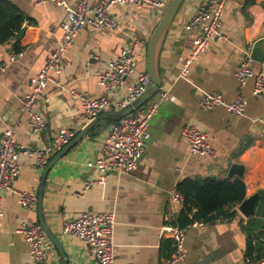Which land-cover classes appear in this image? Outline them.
Instances as JSON below:
<instances>
[{"label": "crops", "instance_id": "crops-1", "mask_svg": "<svg viewBox=\"0 0 264 264\" xmlns=\"http://www.w3.org/2000/svg\"><path fill=\"white\" fill-rule=\"evenodd\" d=\"M88 1L95 4L98 0ZM206 1L186 0L165 38L159 66L161 88L169 90V98L150 120L151 138L138 167L128 174L114 172L103 183L84 188V179L97 175V170L86 163L101 155L105 135L116 121L103 118L50 169L44 186L43 216L61 239L69 264H98L80 238L63 231L67 220L86 211L116 213V264H165L175 247L162 227L177 224L182 209L170 201L175 185L196 177L239 178L246 183V197L264 189V99L253 94L255 77L248 78L241 89L236 77L246 53L257 39L264 37V0H230L222 27L229 40H212L189 71L183 73L196 36V29L190 28L189 23ZM162 10L149 5H117L112 13L119 23L118 29H82L65 52L61 70L51 71L54 79L40 95L36 111L44 116L48 127L32 133L28 117L20 109L19 97L29 91L28 84L59 44L65 11L51 0L40 5L35 0H0V28L20 23L16 36L0 41V65L8 60L11 51L26 50L23 57L0 71V135L21 120L15 133L23 146H45L62 127H73L76 136L95 118L83 115L68 89L75 88L91 97L104 94L99 73L106 70L111 57L134 40L139 41L138 70L145 69L148 40ZM260 66L258 61L253 64L255 71ZM135 80L136 76L131 75L126 84ZM210 92L221 93L227 101L242 92L247 98L244 113L232 115L225 105L203 108L200 100ZM126 93V87L110 93L111 106L101 114L117 110L115 100ZM158 98L159 92L150 102ZM188 125L208 132L216 151L214 159L191 154L183 134ZM18 161L22 169L14 188L38 195L44 167L35 166L33 157L24 154ZM234 163L243 166L242 176L228 175ZM239 206L234 217H218L201 227H186V257L175 264H244L248 254H258L259 248L264 253L261 222L249 223L252 217L259 218L258 207L251 216H245ZM2 210L0 264H35L29 259L28 242L17 229L22 221L39 222L37 202L34 208H25L13 191H7ZM250 230H257L258 236H249ZM45 264H63L56 248Z\"/></svg>", "mask_w": 264, "mask_h": 264}, {"label": "built area", "instance_id": "built-area-1", "mask_svg": "<svg viewBox=\"0 0 264 264\" xmlns=\"http://www.w3.org/2000/svg\"><path fill=\"white\" fill-rule=\"evenodd\" d=\"M47 0H35L36 5ZM59 4L65 11L60 23L61 36L57 47L53 50L47 63L38 71L36 77L28 84L29 91L19 97L20 109L27 115V123L32 133L47 129L48 123L43 115L36 111L40 95L46 89L49 81L53 80L51 71L59 72L63 66L62 60L67 49L74 43L78 33L84 28L97 30H114L119 28L112 9L117 5H132L137 8L149 5L154 8L164 9L169 0H98L90 4L88 0H51ZM230 0H207L200 5L196 14L192 17L189 26L196 29L193 49L190 57L185 61L183 73L188 72L191 64L207 49L212 40H229L223 32V15L226 5ZM25 49L11 51L9 58L0 65V71H5L9 65L23 57ZM139 41L128 43L117 55L108 61L106 70L99 73L98 79L105 93L98 97H91L75 88L68 89L69 96L76 100L83 115L88 118H96L111 106L110 93L127 88L125 96L116 99L114 104L117 110L124 109L133 103L146 89L150 77L146 69L138 70ZM255 60L248 51L236 71L239 88H243L250 77H255L253 94L258 99H264V60L260 62V68L255 71ZM135 75L133 84L127 85L126 79ZM169 98V90L161 88L159 98L154 102L136 109L116 120L102 142L101 155L86 164L97 170L95 177L84 179V188L103 183L112 173L128 174L134 171L142 155L145 153L151 138L149 123L158 113L162 102ZM200 105L205 109H214L225 105L232 115H241L247 106L246 96L240 92L232 101H227L221 93L210 92L205 94ZM21 120L9 126L0 138V220L3 214L2 200L4 193L13 191L18 202L25 208H34L37 195L34 192L16 189L13 183L20 173L22 166L19 163L20 155L33 157L34 165L45 167L52 156L61 151L75 136L73 127H62L45 146H23L16 137L15 126L21 124ZM190 152L193 155L214 159L216 151L211 144V138L207 131L195 125H188L183 131ZM170 201L180 207L184 206V196L175 185L170 191ZM116 213L114 211H86L76 218L64 223L63 231L67 235L80 238L87 246L90 254L98 264H116L115 255V227ZM204 220H194L190 226L201 227L207 224ZM164 233H168L174 241V254L165 264H175L186 257L185 237L186 227L178 224L164 225ZM17 232L28 242L29 259L35 264H45L55 246L46 234L39 222L22 221ZM258 254L252 252L246 257L244 264H264V257L258 258Z\"/></svg>", "mask_w": 264, "mask_h": 264}, {"label": "water", "instance_id": "water-1", "mask_svg": "<svg viewBox=\"0 0 264 264\" xmlns=\"http://www.w3.org/2000/svg\"><path fill=\"white\" fill-rule=\"evenodd\" d=\"M186 0H169L168 5L162 10L160 20L153 29L150 38L147 44V52H146V71L150 77V81L145 89V91L128 107L121 109L110 111L104 114L99 115L93 121L89 122L84 129H82L61 151L56 153L44 167L41 174V182L37 195V208H38V216L39 223L44 228L46 234L53 242L56 250L60 254L62 258L63 264H69L68 256L64 245L61 239L54 233L43 216V193L44 186L48 176L50 169L56 164L67 152L68 150L77 144L82 137L89 131L93 124L103 118H112L115 120L120 119L121 117L134 112L136 109L145 106L148 102H150L153 97L159 92L162 87V78L160 73V53L162 50V46L164 44L165 38L168 34V31L179 12L180 8L184 4ZM25 29L22 30L21 34H23ZM251 57L258 62H262L264 60V37L257 39L250 51ZM3 134L0 135V138ZM238 174L239 176L243 175V166L240 164H232L228 175L231 177L234 174ZM264 197V189H259L256 193L246 197L239 206V210L245 216H251L257 209L258 203L260 199ZM249 236H258L259 232L257 230H250L247 232Z\"/></svg>", "mask_w": 264, "mask_h": 264}, {"label": "trees", "instance_id": "trees-1", "mask_svg": "<svg viewBox=\"0 0 264 264\" xmlns=\"http://www.w3.org/2000/svg\"><path fill=\"white\" fill-rule=\"evenodd\" d=\"M19 31L18 21L7 24L0 28V41L16 36ZM178 189L184 196V206L177 218V224L182 227L190 226L194 220L210 222L218 217H234L237 205L247 196L246 183L239 178L232 180L196 177L182 181L178 184ZM261 201L257 211L259 218L252 217L249 223L251 225L259 220L260 227L264 229V198ZM194 207L196 210L193 212ZM259 250L258 258L264 257L261 248Z\"/></svg>", "mask_w": 264, "mask_h": 264}, {"label": "rangeland", "instance_id": "rangeland-1", "mask_svg": "<svg viewBox=\"0 0 264 264\" xmlns=\"http://www.w3.org/2000/svg\"><path fill=\"white\" fill-rule=\"evenodd\" d=\"M156 97H157V94L153 97V99L156 98ZM95 159H96V158H95ZM95 159H93V160H95ZM92 168H93V167H92Z\"/></svg>", "mask_w": 264, "mask_h": 264}]
</instances>
